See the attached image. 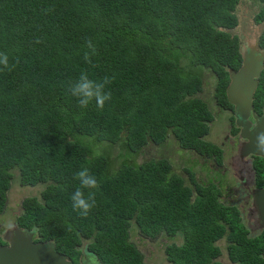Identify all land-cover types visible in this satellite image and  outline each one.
I'll use <instances>...</instances> for the list:
<instances>
[{
	"label": "trees",
	"instance_id": "trees-1",
	"mask_svg": "<svg viewBox=\"0 0 264 264\" xmlns=\"http://www.w3.org/2000/svg\"><path fill=\"white\" fill-rule=\"evenodd\" d=\"M245 3L252 7L245 9ZM238 4L0 0V52L16 65L0 71V214L17 174L22 186L44 187L39 198L22 202L17 226L33 230L35 242H53L73 264H79L81 249L100 264H146L140 243L160 240L175 264H209L200 255H216L212 244L224 235L235 240L236 264H248L238 247L240 219L218 201L216 185L197 182L199 163L182 176L164 156L144 157L148 146L164 143L171 127V141L180 150L217 154L204 138L216 116L204 102L181 103V97L202 89L201 78L191 74H208L215 79L216 105L232 109L226 86L229 71L241 65V37L234 32ZM241 4L263 25L258 48L264 50V0ZM88 39L97 48L90 64L83 59ZM81 71L91 79L111 78L106 91L112 98L103 109L95 102L82 109L68 93ZM263 100L264 69L255 106L261 108ZM82 166L100 183L86 218L70 202L77 186L73 175ZM133 227L138 248L131 240ZM254 237L260 244L250 259L263 264L258 252H264V232ZM175 238L182 242L176 245Z\"/></svg>",
	"mask_w": 264,
	"mask_h": 264
},
{
	"label": "flooded vegetation",
	"instance_id": "flooded-vegetation-1",
	"mask_svg": "<svg viewBox=\"0 0 264 264\" xmlns=\"http://www.w3.org/2000/svg\"><path fill=\"white\" fill-rule=\"evenodd\" d=\"M251 27L254 30H256L257 25L253 21H251ZM238 32L241 37V42H243L244 38L241 36L240 31ZM257 35L258 33H256L255 36ZM228 85H229V81H228L226 88L228 87ZM201 86H202V89L199 91V95H202L203 90H207L205 83H202ZM213 88L209 90L211 92L212 97H214ZM255 102H256V99H255ZM223 110L228 112L231 115L235 114V112L230 108L224 107ZM254 111H255V114H256L255 116L257 117V120H254V118L251 117L249 118V121H247V123H243L244 126L241 124L240 125L241 135L240 133L237 132V134L233 136L231 134V131H232L231 127L227 126V130L223 135L222 142L219 145H215L218 152L216 155L212 156V158L207 155L198 154L195 151H188V150L185 151L186 154L193 155L196 158H203L204 160L203 164L202 165L198 164V166L199 165L200 167L207 166L208 163H210L213 166L214 169H211L212 172H210V174L214 173L215 178L216 179L218 178V180L214 181V185H216L220 191V195L217 198L218 201L226 205L225 207H228L232 211L234 216L240 219V223L242 226L240 231H243V233H241L239 236L242 243H240L238 247L241 248L240 255L243 256V258L245 259L246 262H248V264H255V263H252V260L250 258L256 252L254 247L260 244V242H257L254 236L260 234L262 231L264 232V227L261 228L258 224H255L249 218L250 215L257 216L255 212H250V210L252 209V201H254V197L256 196L258 191L262 189L264 185L263 183L264 182V168H263V172H260V171L258 172V176H257V172H255V184L253 185L252 178L250 177L249 174H247V165H248V160H251L252 164L254 165V170L256 171L255 166L258 163V161L262 162L263 164H264V161L259 158H254L255 156H252V155H248L245 158L244 156H240L238 154V151H239V145L245 144V145H248L249 147L250 146L252 147V143L256 141V140H245V139L240 140V136L244 134V131H245L244 127H246V125H247V128H246L247 133H252L253 130L256 128L255 126H257L256 125L257 122H259L260 119L264 118V100L262 101L261 108H260V104L257 105V108L254 106ZM228 132H230L229 137H227ZM173 133H174L173 127H171L168 131V134H167V137L164 143L157 145L156 147L158 148L160 147L164 148L166 146L169 147L168 143L170 142ZM226 137L228 139L225 142ZM263 137H264V133L262 135V138ZM256 143L264 144L260 140H257ZM236 154L238 156L239 162L241 163L242 171L248 177V181L246 183H245V180H246L245 175L239 174L238 178H235L233 176L234 172L228 168V163L230 159ZM231 176H233L235 180L234 182L231 180ZM259 177H262L260 182L258 179ZM138 239H139V235H138ZM160 242H164V240H160ZM160 242L155 241L154 244H159L162 247ZM172 242L178 245L182 242V240L180 238H175V239H172ZM42 243H45V242H42ZM143 243H152V242L143 241L142 244ZM0 245H3V244L0 243ZM234 245H235V240L229 238L228 235H224L222 238L221 237L217 238L212 244L213 248L217 249L218 253L216 255H213V252L211 251L210 252L204 251L203 254L200 255V259L203 262L204 261L208 262L209 264H236L235 259H234L236 250L234 248L232 249ZM242 256L238 259L241 262H242ZM169 258L170 257L166 256L165 254V247H164L163 248L164 261H161L158 264H175L173 261V258L171 260ZM95 259L96 258L92 254L82 249L81 256L79 259V264H100ZM258 259L263 261V264H264V252H258ZM145 260H146V255H145ZM146 264H154V263H149L146 260Z\"/></svg>",
	"mask_w": 264,
	"mask_h": 264
},
{
	"label": "water",
	"instance_id": "water-1",
	"mask_svg": "<svg viewBox=\"0 0 264 264\" xmlns=\"http://www.w3.org/2000/svg\"><path fill=\"white\" fill-rule=\"evenodd\" d=\"M241 65L237 71L229 72L230 84L226 88V93L235 94L241 91V101L237 107H233L237 116V127L243 124L252 110L253 95L258 87V79L264 69V51H259L257 38L247 40L240 48ZM230 103L234 106L231 98ZM241 135V133H240ZM241 138H243L241 136ZM264 140V137H263ZM238 154L264 158V144L252 143V147L245 144L239 145ZM238 157V156H237ZM237 164H241L237 159ZM248 168H251V160H248ZM264 195L252 201V209L257 216L249 218L264 227ZM35 233L33 230L20 229L16 224L4 230L0 235V241L4 243L0 246V264H73L71 259L56 252L55 244L51 241L42 243L34 242ZM97 260V259H95Z\"/></svg>",
	"mask_w": 264,
	"mask_h": 264
},
{
	"label": "rangeland",
	"instance_id": "rangeland-1",
	"mask_svg": "<svg viewBox=\"0 0 264 264\" xmlns=\"http://www.w3.org/2000/svg\"><path fill=\"white\" fill-rule=\"evenodd\" d=\"M237 5L236 10H241L239 13H237V17L240 20V25L237 29V34H239L238 31H240L241 36L245 39L244 43L247 40H251L255 37L256 33L261 34L263 30V25H257L256 30H254L251 27V21L254 17V12L252 10V13L248 14L243 10L242 4ZM244 1V0H243ZM245 9H247L248 6L252 7V3H245ZM241 6V7H240ZM245 16V17H244ZM243 43V44H244ZM230 72V71H229ZM192 76H196L192 74ZM215 79H209L208 74L202 75V82L206 84L207 90L202 91V95L204 96V100L210 106V109L212 112L216 114V123L210 131V135L208 137V141L219 145L222 142V138L224 133L226 132L227 126H229V118L232 116L228 112L224 111L223 109H220L216 102L214 103L213 99L211 98V92L210 89L213 88ZM228 102V101H227ZM224 108V107H223ZM174 140V139H173ZM169 147H156L154 145L148 146V149L145 151L144 157H155L158 158L160 156H164L165 158L169 159L171 161V164L173 166V172L181 174L182 176H185L184 170L192 167L195 160L199 162L200 165L203 164V158H196L193 155L186 154V152L179 149L178 145L175 141H171L168 143ZM168 147V148H167ZM181 157V158H178ZM185 157V158H182ZM192 160V164H191ZM200 165L195 168L197 173V182L201 184H208L212 183L214 184L216 179L214 176V173H211V169H214L213 166L208 163L207 166H201L205 169H202ZM210 168V169H209ZM234 172L233 176L235 178H238V175L236 174L235 170H232ZM231 176V180L234 182V178ZM43 185H38L36 188H28V187H22L20 186L18 182V175L14 174V177L11 182V187L9 189L8 195H7V209L5 212L0 215V229L8 228L12 226V224L15 221V217L20 212V204L25 198H31V197H38L39 193L43 190ZM233 196V194H232ZM132 242L136 245L138 248V234L135 231V227L132 228V235H131ZM139 250L145 253L146 260L149 263L158 264L161 261H164L163 259V248L159 244L154 243H140ZM79 262V261H78ZM76 264L77 261H74Z\"/></svg>",
	"mask_w": 264,
	"mask_h": 264
},
{
	"label": "clouds",
	"instance_id": "clouds-1",
	"mask_svg": "<svg viewBox=\"0 0 264 264\" xmlns=\"http://www.w3.org/2000/svg\"><path fill=\"white\" fill-rule=\"evenodd\" d=\"M252 21L254 22V17H253ZM239 25H240V20H239ZM239 25L234 30L235 33H237V29H238ZM256 25H262V24H256ZM255 37L257 38V47H258V41L260 39V34H258ZM244 41H245V39H243V42L240 41V48H241L242 44L244 43ZM36 43H40V41L37 40ZM85 44H86L88 51H86L84 53L83 59L86 63L90 64L91 58L93 56L97 55V48L95 47V45L92 43V41L90 39L86 40ZM259 51H264V50L259 49ZM15 66H16L15 64L10 65L9 55L7 53L0 52V71H3V70L12 71L15 68ZM193 77L194 78L200 77L201 78L200 83L201 84L203 83L201 75H196ZM110 83H111V78L108 76H105L99 80H96V79H91L89 77L88 72L81 71L79 76L71 84H69L67 91L70 94V96L76 100L77 105L80 108H82V109L87 108L90 104L95 102V106L97 109H103L105 103L110 101L112 98L111 93L109 91H106V88ZM257 90H258V87H257V89L253 95V101H252V107L253 108L249 112L248 117L246 119H244L243 123H247V121H249V118H251V117L254 118V120H257V117L255 116L256 114L254 111ZM211 98L213 99V101L215 100L214 97L211 96ZM193 99H197V100L205 102V104H207L206 101L204 100V96L199 95V92H197L195 94L183 95L181 97V103H185V102H187L189 100H193ZM214 103H215V101H214ZM207 106H208V104H207ZM208 108L211 111L210 106H208ZM232 110H233V107H232ZM213 115L216 116V114L214 112H213ZM231 117L234 118L233 125H231L230 122L228 125L231 127L232 130L235 129V132L238 131V133H240V128L237 127V125H236L237 124L236 112H235V114H232ZM216 121H217L216 119H213L212 122L209 124L210 131H212ZM210 131H209V134L207 136H205L204 138H205L207 143L214 144V143L208 141ZM231 134H232V131H231ZM229 135H230V132H228L227 137H229ZM227 137L225 138V142L228 139ZM240 140H241V136H240ZM262 143H264V140H262ZM214 145H217V144H214ZM95 155L99 156L100 153L97 152ZM254 158H259V159L264 161V158H262V157H254ZM237 159H238V157L236 154L230 159V161L228 163V168L230 170H235L237 175H239V174L245 175V177H246L245 183H246L248 181V177L242 171L241 164H237ZM255 168H256V171L254 170V165L252 164V161H251V168L247 167V174H249L250 177L252 178L253 185L255 184V172H257V176H258L259 171L263 172V170L261 171L259 168V161L256 164ZM13 177H14V175H13ZM13 177H12V179H13ZM259 178H261V177H259ZM12 179H11V182H12ZM73 179L75 181H77V186L75 187L73 193L70 196L71 207H72V210L74 212H76L80 217L86 218L89 215V213L91 212V210L95 207V204H96L95 197H96L97 191L99 190L100 183L98 182L97 177L95 175L91 174L89 169L87 167H84V166H82L77 172L74 173ZM18 182H19V178H18ZM19 184H20V182H19ZM38 185H40V184H38ZM38 185H36V186H38ZM20 186H22V185L20 184ZM36 186H34V187L22 186V187L36 188ZM10 187H11V183H10ZM43 189H44V187H43ZM8 192H9V190H8ZM41 192L39 193V195L41 194ZM7 195H8V193H7ZM31 198H39V196L38 197H31ZM26 199H29V198H25L24 200H26ZM22 202H21V204H22ZM21 204H20V211H21ZM6 209H7V201H6V207H5L4 211L1 212L0 215H2ZM19 214H20V212L17 214V216ZM17 216L15 217V221L13 224H16ZM11 227L12 226H10L8 228H11ZM8 228L0 229V235L4 230H6ZM20 229H23V228H20ZM23 230H26V229H23ZM27 231H31V230H27ZM36 237H37V235L35 233L34 242L36 240ZM0 243H2V242L0 241ZM2 244L4 245V243H2ZM3 245H0V246H3Z\"/></svg>",
	"mask_w": 264,
	"mask_h": 264
},
{
	"label": "bare ground",
	"instance_id": "bare-ground-1",
	"mask_svg": "<svg viewBox=\"0 0 264 264\" xmlns=\"http://www.w3.org/2000/svg\"><path fill=\"white\" fill-rule=\"evenodd\" d=\"M229 84H230V79H229ZM226 97H227V101L229 103V105H231L232 107H237L241 101V91H236L235 94H231V93H226ZM231 98V101L234 103L237 99V103L236 105L234 106L232 103H230L229 99ZM243 125V124H242ZM256 128L253 130L252 133H247V125L245 128V131H244V134L242 135L243 138L241 139H245V140H260L262 141L263 138H262V135L264 133V118L260 119L259 122H257L256 124ZM244 126V125H243ZM259 142V141H258ZM261 143V142H260ZM259 143V144H260ZM258 144V143H256ZM248 146V145H247ZM261 195H264V185L262 187V189H260L258 191V193L256 194V196L254 197V200L259 198L260 200H262L261 198ZM264 198V196H263Z\"/></svg>",
	"mask_w": 264,
	"mask_h": 264
}]
</instances>
